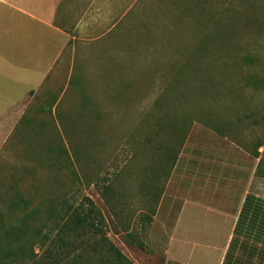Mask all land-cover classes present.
Segmentation results:
<instances>
[{
	"label": "rangeland",
	"instance_id": "374dc122",
	"mask_svg": "<svg viewBox=\"0 0 264 264\" xmlns=\"http://www.w3.org/2000/svg\"><path fill=\"white\" fill-rule=\"evenodd\" d=\"M207 14L230 30L217 37ZM90 53L85 79L49 84L42 121L0 151V264L106 255L88 228L64 225L66 211L91 206L86 198L131 264H160L145 238L167 174L153 182L151 170L164 163L157 147L178 153L193 124L221 126L251 155L262 142L264 173V0H137Z\"/></svg>",
	"mask_w": 264,
	"mask_h": 264
},
{
	"label": "crops",
	"instance_id": "0c3cea01",
	"mask_svg": "<svg viewBox=\"0 0 264 264\" xmlns=\"http://www.w3.org/2000/svg\"><path fill=\"white\" fill-rule=\"evenodd\" d=\"M136 1L0 0V151L14 133L27 135V121H42L49 84L85 79L90 48ZM259 156L193 124L151 215L150 256L160 264H264Z\"/></svg>",
	"mask_w": 264,
	"mask_h": 264
},
{
	"label": "trees",
	"instance_id": "16d2710c",
	"mask_svg": "<svg viewBox=\"0 0 264 264\" xmlns=\"http://www.w3.org/2000/svg\"><path fill=\"white\" fill-rule=\"evenodd\" d=\"M209 18V22L205 21L207 24L205 26L208 27V29H212L214 31H217V37L221 38L222 36H224L225 34L223 33V31H227L230 30V25L228 24H220L218 22V19H214L212 20V16L207 14ZM214 34V33H213ZM215 36V35H214ZM212 35H210L209 38H206L204 40H211L212 37H214ZM202 40V41H204ZM212 41V40H211ZM200 44L198 45V48L203 50L204 52L207 50V46L204 42H199ZM207 120H213L212 117L207 118L205 121V124H207ZM210 129L214 130L216 133L220 134V135H226L223 131H222V127H210ZM171 131H173V136L175 137L177 134V131L175 130V128L173 126H171ZM188 130L186 131L185 135L182 136V141L180 142L179 147L182 146V143L186 137ZM171 135V138H174ZM262 146V142H257L255 150L253 155L255 157H258V152L257 149L259 147ZM160 149H162V152L164 151V153H166L165 158H164V163L162 165H160L159 168H156L154 170H151V178L154 179L153 182H157V180L159 178H157L158 175H161L162 173H166V177L168 176L175 160L177 157V151L174 150L173 146H168V147H162V146H158L157 147V152L160 151ZM105 190L107 192L110 191L109 186H105L104 187ZM104 193H107L105 192ZM155 192H152L151 194L149 193L148 196H154ZM158 198V197H157ZM157 200V199H156ZM86 201L89 202V204L91 206L89 207H85L84 204H81L79 206V208H75L73 210H71L70 212H65L66 215V221L64 223L65 226H67L68 228L70 227V225H72L73 230L74 229H79L81 231V233H84L85 229H89L90 232V238L93 239V242L91 244L92 250H94L96 253L99 250V248H103L104 252L106 255L101 256V258L98 261H92L90 263L87 264H123L124 262H126L127 264H131L123 255L122 253L113 245V243L107 238L105 232L103 231V217L100 213V211L94 207V205L86 198ZM154 210V209H153ZM153 212V211H152ZM128 229V227L126 226L125 231ZM128 231V230H127ZM129 236H132L131 234H129ZM139 246H142L141 244H139Z\"/></svg>",
	"mask_w": 264,
	"mask_h": 264
}]
</instances>
